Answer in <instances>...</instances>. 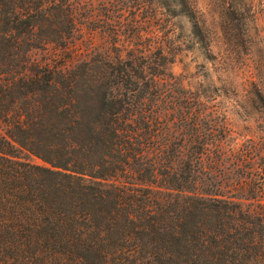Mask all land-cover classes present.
Segmentation results:
<instances>
[{"label":"trees","instance_id":"obj_1","mask_svg":"<svg viewBox=\"0 0 264 264\" xmlns=\"http://www.w3.org/2000/svg\"><path fill=\"white\" fill-rule=\"evenodd\" d=\"M152 1L204 45L188 0ZM252 2L227 17L257 20ZM103 3L0 0V264H264V157L229 146L224 91L183 89L154 36L29 60L103 30Z\"/></svg>","mask_w":264,"mask_h":264},{"label":"rangeland","instance_id":"obj_2","mask_svg":"<svg viewBox=\"0 0 264 264\" xmlns=\"http://www.w3.org/2000/svg\"><path fill=\"white\" fill-rule=\"evenodd\" d=\"M96 7L103 30L92 25L80 26V40L74 50L56 46L30 49L29 60L37 64L69 66L82 59L91 48H105L116 36L121 40L138 35L143 41L156 37L171 54L169 71L183 89L198 91L210 98L212 90L220 94L216 102L224 114V126L230 134L229 146L235 149L252 148L264 157V0H253L257 20H231V6L246 8L248 0H188L199 23L204 45L195 44L187 18H170L152 0H108ZM126 10L124 15H119ZM252 16V13L249 14ZM134 26L131 32L116 28L117 24ZM207 45L208 52L205 50ZM81 55V56H80ZM37 162V161H36ZM261 168L264 158L257 162ZM259 176L264 179V172Z\"/></svg>","mask_w":264,"mask_h":264}]
</instances>
